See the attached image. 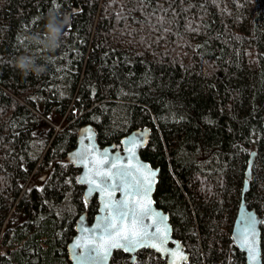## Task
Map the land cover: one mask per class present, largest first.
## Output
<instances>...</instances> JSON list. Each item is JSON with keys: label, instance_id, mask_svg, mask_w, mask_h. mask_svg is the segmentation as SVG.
<instances>
[{"label": "trees", "instance_id": "obj_1", "mask_svg": "<svg viewBox=\"0 0 264 264\" xmlns=\"http://www.w3.org/2000/svg\"><path fill=\"white\" fill-rule=\"evenodd\" d=\"M263 120L264 0H0V264H69L78 216L98 210L65 162L89 124L101 147L150 128L141 157L185 264H246L231 231L254 150L246 201L264 216ZM135 264L167 263L142 250Z\"/></svg>", "mask_w": 264, "mask_h": 264}, {"label": "water", "instance_id": "obj_2", "mask_svg": "<svg viewBox=\"0 0 264 264\" xmlns=\"http://www.w3.org/2000/svg\"><path fill=\"white\" fill-rule=\"evenodd\" d=\"M77 11L73 7L65 11L62 18L66 17L67 20ZM150 136V128L137 129L123 137L119 147L115 144L101 147L92 125L79 130L76 147L67 153L65 162L80 170L77 182L84 187V199L89 203L96 197L98 210L91 222L88 221L87 212L78 216L76 233L67 245L69 264H111L113 255L118 251L129 255L130 264H135L137 254L142 250L155 252L167 264H185L189 261V253L180 240L174 237L170 215L156 206L154 195L160 169L145 161L140 153L149 143ZM256 153L252 151L249 157L241 201L231 231L232 243L244 253L246 264H264L261 231L264 216H260L255 208H250L246 201ZM45 178L43 176L40 180ZM124 201L127 202L129 218L115 220V230L106 228L105 225L117 216L116 206ZM145 209L148 215L142 216L143 225L147 226V235L141 240L144 246H136L132 250L127 241L114 240L116 231L131 229V214L142 213ZM249 218L254 222L246 228ZM113 243L116 246H112ZM153 244L156 247H152Z\"/></svg>", "mask_w": 264, "mask_h": 264}, {"label": "snow or ice", "instance_id": "obj_3", "mask_svg": "<svg viewBox=\"0 0 264 264\" xmlns=\"http://www.w3.org/2000/svg\"><path fill=\"white\" fill-rule=\"evenodd\" d=\"M62 20H66V17L61 18ZM67 26V24L65 23V27ZM106 207H108V205H106ZM127 202H121L119 205L116 206V212H117V216L113 217L112 220L105 225L106 228H110V229H117V224L115 223V220L119 219V220H125L129 218V211L127 210ZM132 226L131 229H121L119 231L115 232L114 235V240H118V239H123L124 241H127V245L128 247H130L132 250L135 249L136 246H140L143 247V243H141V240L144 236L147 235L146 232V227L145 225H143V220H142V216L143 215H148L147 210H143L142 213H137V212H133L132 214ZM254 221L252 220V218H249L248 224L245 226L246 228L250 227V225L253 223ZM138 225H140V227L138 228ZM97 227L99 228L100 225H97ZM156 231H159V229H156ZM254 235V232H253ZM245 243L247 244V240L245 241ZM112 246H116L115 243H113ZM152 247H156L155 244L152 245ZM127 250V249H126ZM253 259H255V256L253 255Z\"/></svg>", "mask_w": 264, "mask_h": 264}, {"label": "clouds", "instance_id": "obj_4", "mask_svg": "<svg viewBox=\"0 0 264 264\" xmlns=\"http://www.w3.org/2000/svg\"><path fill=\"white\" fill-rule=\"evenodd\" d=\"M63 26V22L57 23L55 18V13L50 12L48 14V21L46 24L47 33L45 40V47L49 50L54 49L56 47V42L60 37L61 28Z\"/></svg>", "mask_w": 264, "mask_h": 264}, {"label": "rangeland", "instance_id": "obj_5", "mask_svg": "<svg viewBox=\"0 0 264 264\" xmlns=\"http://www.w3.org/2000/svg\"><path fill=\"white\" fill-rule=\"evenodd\" d=\"M60 127V126H59ZM60 130V129H59ZM49 172L45 171V172H42L40 173L37 177H34L32 179V181L30 182V187L32 186H40L41 184H39V177L43 176L44 174H48Z\"/></svg>", "mask_w": 264, "mask_h": 264}, {"label": "flooded vegetation", "instance_id": "obj_6", "mask_svg": "<svg viewBox=\"0 0 264 264\" xmlns=\"http://www.w3.org/2000/svg\"><path fill=\"white\" fill-rule=\"evenodd\" d=\"M45 171H47V172H49V173L43 175V176H46V178H45L44 180H40V178L43 177V176L39 177V184H41L40 186H42V185L45 183V181L47 180L49 174H50L51 171H52V167H50V168H48V169H45V170H43L42 172H45ZM42 172H40V173H42ZM79 172H80V170H79ZM40 173H38L36 176H33V178H34V177H37ZM33 178H32V179H33ZM32 179H31V181H32ZM40 186H38V187H40Z\"/></svg>", "mask_w": 264, "mask_h": 264}, {"label": "bare ground", "instance_id": "obj_7", "mask_svg": "<svg viewBox=\"0 0 264 264\" xmlns=\"http://www.w3.org/2000/svg\"><path fill=\"white\" fill-rule=\"evenodd\" d=\"M53 199V198H52Z\"/></svg>", "mask_w": 264, "mask_h": 264}]
</instances>
